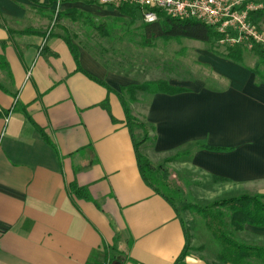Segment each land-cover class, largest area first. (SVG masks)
<instances>
[{"label": "crops", "instance_id": "crops-1", "mask_svg": "<svg viewBox=\"0 0 264 264\" xmlns=\"http://www.w3.org/2000/svg\"><path fill=\"white\" fill-rule=\"evenodd\" d=\"M79 6L90 8L64 0L58 14ZM56 8L57 0H0L8 65L0 70V264H100L110 248L123 264H174L181 225L141 180L117 96L140 82L69 39L75 62L66 37L50 32ZM213 71L222 87L170 79L185 91L150 97L143 121L155 140L139 152L155 164L206 146L213 150L182 160V173L233 187L263 183L264 84L228 61Z\"/></svg>", "mask_w": 264, "mask_h": 264}, {"label": "rangeland", "instance_id": "rangeland-1", "mask_svg": "<svg viewBox=\"0 0 264 264\" xmlns=\"http://www.w3.org/2000/svg\"><path fill=\"white\" fill-rule=\"evenodd\" d=\"M76 11L81 13L82 17H77L75 21L58 14L56 20H52L50 32L58 33L83 45V48L109 71L131 77L140 83L167 82L173 79L192 83L201 81L211 88L223 86V81L213 71L215 64L225 61L219 57L224 50L222 44L208 45L186 39H172L156 40L152 43V47L148 48L143 46L141 39L140 30L143 22L138 18L139 15L135 20H130L118 15L112 9L98 6L93 8L79 6ZM256 25L264 35V19L262 22L258 21ZM98 27L101 30H98ZM239 66L249 70L255 69L257 64L253 55L246 51L243 55V63ZM149 99V96L143 93H136V102L126 103L137 128L135 130L140 140H143V146L151 144V131L143 121ZM150 144L146 148H151ZM172 158L171 163L166 164V168L169 170L170 184L179 192L178 209L190 239L188 255L183 263L191 264L195 260V264H215L219 245L206 230L203 219L183 208L206 206L244 194H264V182L233 187L208 180L195 172L182 173L179 166L182 159L176 154L163 158L155 164L151 163L154 166L163 165L165 160ZM236 237L241 243L264 247L262 231L246 228Z\"/></svg>", "mask_w": 264, "mask_h": 264}, {"label": "trees", "instance_id": "trees-1", "mask_svg": "<svg viewBox=\"0 0 264 264\" xmlns=\"http://www.w3.org/2000/svg\"><path fill=\"white\" fill-rule=\"evenodd\" d=\"M64 1V0H61ZM70 3H82L88 6H98L95 3L87 0H67ZM256 4L262 5L263 8L251 14L250 18L256 25L258 21L264 19V1H257ZM102 8H109L130 20H135L139 13V9L129 5H122L118 7H106L98 6ZM63 17H69L72 21H75L77 17H82V14L76 10L66 11ZM157 21L152 24H142L141 26V39L143 46L152 47V43L156 40H172V39H186L194 42L204 43L210 45L211 43H220L223 36L219 35L214 28L203 25L193 20H178L165 17L162 13H157ZM101 30L100 27L97 28ZM27 34L28 32H24ZM64 41L68 45L75 62H77L78 55L76 49L70 43L68 38ZM214 44V45H216ZM212 45V44H211ZM224 50L219 56L225 61L241 65L243 63L244 52L249 51L256 61V68L249 69L256 78L257 83L264 84V46L261 44H236L228 45L222 44ZM250 46V49H248ZM96 59V58H95ZM98 61V60H97ZM3 57H0V70L8 72V65ZM183 89L171 87L167 82H147L140 83L139 85H132L125 87L121 90L120 94H117L121 105L123 107L125 116V125L129 131L135 153V159L137 168L143 181L154 194L162 198L175 213L185 240L184 248L175 261L174 264H184V260L188 255L190 248V239L188 231L184 225V221L180 216L178 209V203L180 201V195L177 189L173 188L169 180V170L166 168V164L171 163L172 159L165 160L163 165L154 166L147 158L143 157L139 152L140 146L143 144V140H140L137 134L133 117L130 116V109L127 106V102L134 103L135 94L143 93L152 97L155 94L166 95H178L184 92ZM107 108V104H104ZM151 132L154 133L153 127L146 124ZM136 129V130H135ZM38 132L44 138L43 133L40 130ZM155 138H151V142ZM213 149L206 146H196L194 151ZM194 151L177 153L176 156L182 160H188L191 158ZM70 192L79 198L88 200V194L85 189H79L75 184L70 186ZM196 213L204 221L206 230L210 233L211 238L219 245L218 255L215 259V264H264V247L248 245L241 243L237 240V235L244 232L246 228L264 230V194L257 195H240L229 199H223L221 201L213 202L206 206H188L183 208ZM102 264H123L126 260V256L118 253L114 249H105L103 252Z\"/></svg>", "mask_w": 264, "mask_h": 264}, {"label": "built area", "instance_id": "built-area-1", "mask_svg": "<svg viewBox=\"0 0 264 264\" xmlns=\"http://www.w3.org/2000/svg\"><path fill=\"white\" fill-rule=\"evenodd\" d=\"M98 6L118 7L129 5L139 9L140 20L144 24L157 21V13L178 20H193L212 27L223 36L220 44H261L264 46V35L253 25L251 14L261 10L259 0H87ZM57 0L56 16L59 13ZM154 16L149 22L146 18ZM250 49V46H248Z\"/></svg>", "mask_w": 264, "mask_h": 264}, {"label": "clouds", "instance_id": "clouds-1", "mask_svg": "<svg viewBox=\"0 0 264 264\" xmlns=\"http://www.w3.org/2000/svg\"><path fill=\"white\" fill-rule=\"evenodd\" d=\"M146 19H147L149 22H151V21H153V20L155 19V17H154V16H148Z\"/></svg>", "mask_w": 264, "mask_h": 264}]
</instances>
